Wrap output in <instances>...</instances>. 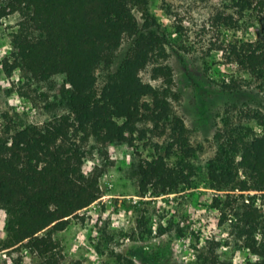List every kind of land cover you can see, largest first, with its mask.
I'll return each instance as SVG.
<instances>
[{"label":"trees","instance_id":"1","mask_svg":"<svg viewBox=\"0 0 264 264\" xmlns=\"http://www.w3.org/2000/svg\"><path fill=\"white\" fill-rule=\"evenodd\" d=\"M220 1L225 10L213 18L217 28L238 31L252 23L264 29V0ZM15 13L20 20L10 57L3 62L7 77L17 69L27 81L62 76L64 85L55 103L62 113L40 126L6 127L0 133L2 243L4 249H28L44 264H57L52 234L100 198L103 168L84 169L90 142L101 148L120 145L139 123L161 127L168 139L164 156L134 161L130 168L141 191L150 187L158 194L196 187V150L172 111L168 91L140 77L149 65L153 79L171 76L167 66L158 64L167 56V35L147 0H0V22ZM123 41L127 54L110 71ZM225 52L253 87L264 91V37L227 42ZM101 65L106 72L98 88ZM255 118L264 128V116ZM215 141L204 176L215 193L212 207L219 225L227 224L237 246L257 258L247 264H264V209L256 203L264 201V134L224 121ZM173 149L178 157L170 164ZM118 264L135 263L120 257Z\"/></svg>","mask_w":264,"mask_h":264},{"label":"rangeland","instance_id":"2","mask_svg":"<svg viewBox=\"0 0 264 264\" xmlns=\"http://www.w3.org/2000/svg\"><path fill=\"white\" fill-rule=\"evenodd\" d=\"M147 6L166 32L167 56L158 64L167 66L171 76L153 79L149 65L140 77L168 91L172 111L183 121L189 144L196 150L192 161L196 187L170 194L139 189L130 174L133 162L166 152L168 139L152 123H139L129 141L120 145L101 148L90 142L84 169L103 168L100 198L70 218L63 231L52 234L56 263L118 264L120 257L135 264L254 263L257 258L237 246L230 227L219 225V213L212 207L215 193L208 188L204 167L216 152L215 136L224 121L264 134L255 118L264 116V91H257L250 77L225 55L227 42L253 41L264 37V29L252 23L238 31L217 28L213 18L225 10L220 0H147ZM134 13L139 19L140 14ZM19 20L15 13L0 22V133L6 127L40 126L62 113L55 105L64 85L62 76L36 83L17 69L7 77L3 69ZM126 54L123 41L110 71ZM105 72L103 65L97 69L98 88ZM177 154L171 150L170 164ZM256 203L264 209V201ZM5 219L0 210V264H44L28 249L3 248Z\"/></svg>","mask_w":264,"mask_h":264}]
</instances>
